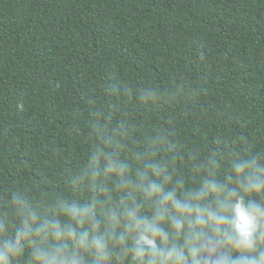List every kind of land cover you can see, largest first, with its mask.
I'll use <instances>...</instances> for the list:
<instances>
[{
  "label": "trees",
  "instance_id": "obj_1",
  "mask_svg": "<svg viewBox=\"0 0 264 264\" xmlns=\"http://www.w3.org/2000/svg\"><path fill=\"white\" fill-rule=\"evenodd\" d=\"M121 123L122 158L163 133L190 183L189 152L264 150V0H0V197L75 199L93 125Z\"/></svg>",
  "mask_w": 264,
  "mask_h": 264
},
{
  "label": "clouds",
  "instance_id": "obj_2",
  "mask_svg": "<svg viewBox=\"0 0 264 264\" xmlns=\"http://www.w3.org/2000/svg\"><path fill=\"white\" fill-rule=\"evenodd\" d=\"M162 95L148 89L139 100ZM93 134L94 151L68 181L75 199L0 197V264H264V150L222 141L204 159L189 152L190 183L163 133L124 158L123 123Z\"/></svg>",
  "mask_w": 264,
  "mask_h": 264
}]
</instances>
